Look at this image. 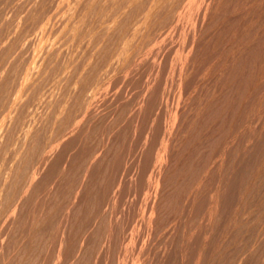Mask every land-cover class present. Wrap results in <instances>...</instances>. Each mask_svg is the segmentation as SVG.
<instances>
[{
    "label": "rangeland",
    "instance_id": "1",
    "mask_svg": "<svg viewBox=\"0 0 264 264\" xmlns=\"http://www.w3.org/2000/svg\"><path fill=\"white\" fill-rule=\"evenodd\" d=\"M263 80L264 0H0V264H264Z\"/></svg>",
    "mask_w": 264,
    "mask_h": 264
},
{
    "label": "bare ground",
    "instance_id": "2",
    "mask_svg": "<svg viewBox=\"0 0 264 264\" xmlns=\"http://www.w3.org/2000/svg\"><path fill=\"white\" fill-rule=\"evenodd\" d=\"M210 1H211V0H210ZM256 3H257V2H256ZM217 5H218V4H217ZM217 5H216V6H217ZM235 6H236V5H235ZM196 7H197V6H196ZM216 9H217V8H216ZM238 9H239V8H238ZM254 10H255V9H254ZM216 11H217V10H216ZM233 12H234V11H233ZM213 13H214V12H213ZM231 13H232V12H231ZM194 14H195V13H194ZM217 14H219V13H217ZM237 14H238V13H237ZM211 17L213 18V16H211ZM211 17H210V18H211ZM223 17H224V16H223ZM228 20H229V19H228ZM260 20H261V19H260ZM215 21H216V20H215ZM217 21H218V20H217ZM235 22H236V21H235ZM235 22H234V23H235ZM197 23H198V22H197ZM240 23H241V22H240ZM250 23H251V22H250ZM252 23H253V22H252ZM254 23H255V22H254ZM207 24H208V23H207ZM226 25H227V24H226ZM244 25H245V24H244ZM250 25H251V24H250ZM209 26H210V25H209ZM198 27H199V26H198ZM212 27H213V26H212ZM216 27H217V26H216ZM245 27H246V26H245ZM209 28H210V27H209ZM239 30H240V29H239ZM211 31H212V30H211ZM213 31H214V30H213ZM236 31H237V30H236ZM220 33H221V32H220ZM220 33H219V34H220ZM214 34H215V33H214ZM203 35H204V34H203ZM212 36H213V35H212ZM230 36H232V35H230ZM179 38H180V37H179ZM213 38H214V37H213ZM235 38H236V37H235ZM199 41H200V40H199ZM205 43H206V42H205ZM202 44H203V43H202ZM246 44H247V43H246ZM258 44H259V43H258ZM219 45H220V44H219ZM235 45H236V43H235ZM231 46H233V45H231ZM210 47H211V46H210ZM252 48H253V47H252ZM197 49H198V48H197ZM211 49H212V48H211ZM237 49H238V47H237ZM254 49H255V48H254ZM261 49H262V48H261ZM220 51H221V50H220ZM214 53H215V52H214ZM218 54H219V53H218ZM220 54H221V53H220ZM195 55H196V54H195ZM215 55H216V54H215ZM226 55H227V54H226ZM212 56H213V55H212ZM220 56H221V55H220ZM234 56H235V55H234ZM245 56H246V55H245ZM210 59H211V58H210ZM224 60H226V59H224ZM243 60H244V59H243ZM206 62H207V61H206ZM221 63H222V62H221ZM232 64H233V63H232ZM214 65H215V64H214ZM222 65H223V64H222ZM246 65H247V64H246ZM218 66H219V65H218ZM237 68H238V67H237ZM241 68H242V67H241ZM211 69H212V68H211ZM234 69H235V68H234ZM183 70H184V69H183ZM189 70H190V69H189ZM202 70H203V68H202ZM214 70H215V69H214ZM237 70H238V69H237ZM217 71H218V70H217ZM222 71H223V70H222ZM162 72H163V71H162ZM229 72H230V71H229ZM232 72H233V71H232ZM214 73H215V72H214ZM230 73H231V72H230ZM240 73H241V72H240ZM187 74H188V73H187ZM215 74H216V73H215ZM217 74H218V73H217ZM221 74H222V73H221ZM253 74H254V73H253ZM211 75H212V74H211ZM258 75H259V74H258ZM185 76H186V75H185ZM259 76H260V75H259ZM183 77H184V76H183ZM186 77H187V76H186ZM186 77H185V79H186ZM219 77H220V76H219ZM245 77H246V76H245ZM224 79H225V78H224ZM259 79H260V78H259ZM262 79H263V78H262ZM183 81H184V80H183ZM186 81H187V80H186ZM186 81H185V83H186ZM260 81H261V80H260ZM263 81H264V80H263ZM263 81H262V82H263ZM234 82H235V81H234ZM182 83H183V82H182ZM187 83H188V82H187ZM224 83H225V82H224ZM260 83H261V82H260ZM179 84H180V83H179ZM261 84H262V83H261ZM220 85H221V84H220ZM179 86H180V85H179ZM182 86H183V84H182ZM218 87H219V86H218ZM237 87H238V86H237ZM144 88H145V87H144ZM243 88H244V87H243ZM139 89H140V88H139ZM211 89H212V88H211ZM233 89H235V88H233ZM187 92H188V91H187ZM143 93H144V92H143ZM193 95H194V94H193ZM212 96H213V95H212ZM239 96H240V95H239ZM239 99H240V98H239ZM200 100H201V99H200ZM238 105H239V104H238ZM232 108H233V107H232ZM236 109H238V108H236ZM246 109H247V108H246ZM252 111H253V110H251V112H252ZM171 113H172V112H171ZM249 114H250V112H249ZM177 115H178V114H177ZM194 115H195V114H194ZM175 116H176V115H175ZM219 117H220V116H219ZM174 119H175V118H174ZM147 123H148V122H147ZM236 126H237V125H236ZM261 126H262V125H261ZM261 126H260V127H261ZM263 127H264V125H263ZM263 127H262V128H263ZM175 128H176V127H175ZM262 128H261V130H263ZM156 129H157V128H156ZM216 130H217V129H216ZM256 130H258V129H256ZM252 133H253V131H252ZM252 133H251V136H250L249 138L252 137V140H253V139H255V137L252 136ZM257 134H258V132H257L256 134L254 133L253 135H257ZM263 134H264V133H263ZM168 135H169V134H168ZM261 136H262V135H261ZM263 136H264V135H263ZM253 137H254V138H253ZM257 137H260V130H259V136H257ZM169 139H170V138H169ZM262 139H263V138H262ZM252 140L250 139L249 141L252 142ZM255 140H256V139H255ZM255 140H254V142H256L258 139H257L256 141H255ZM260 140H261V137H260ZM260 140H258L257 142H259ZM166 142H167V141H166ZM260 142H261V141H260ZM262 143H263V142H262ZM166 144H167V143H166ZM251 145H252V144H251ZM254 145H255V144H254ZM257 145H258V144H257ZM246 147H247V146H246ZM224 148H225V147H224ZM234 148H235V147H234ZM253 148H254V147H253ZM257 148H258V146H257ZM262 148H263V147H262ZM165 149H166V148H165ZM228 149H229V147H228ZM230 149H231V148H230ZM250 149H252V146H250ZM250 149H249V150H250ZM167 150H168V149H167ZM222 150H224V149H222ZM243 150H244V149H243ZM162 151H163V150H162ZM227 151H228V150H227ZM237 151H238V150H237ZM244 151H247V150H244ZM250 151H251V150H250ZM253 151H255V149H254ZM256 151H257V150H256ZM170 152H171V151H170ZM165 153H166V152H165ZM224 153H225V152H224ZM237 153H238V152H237ZM243 153H245V152H242V154H243ZM246 153H247V152H246ZM249 153H250V152H248V154H249ZM251 153H252V152H251ZM167 154H168V153H166V155H165L166 157H167ZM248 154H246V155H248ZM252 154H253V153H252ZM258 154L260 155V153H258ZM258 154H257V155H258ZM244 155H245V154H244ZM244 155H243V156H244ZM259 155H258V156H259ZM225 156H226V153H225ZM229 156H230V155H229ZM155 157H156V156H155ZM226 157H228V156H226ZM226 157H225V158H226ZM263 157H264V156H263ZM222 158H223V157H222ZM242 158H243V157H242ZM242 158H241V159H242ZM254 158L257 159V157H254ZM252 159H253V158H252ZM225 160L227 161L228 159H225ZM254 160H255V159H254ZM259 160H260V159H259ZM230 161H231V158H229V162H230ZM256 161H257V160H256ZM256 161H255V162H256ZM223 162H225V161H223ZM232 162H233V161H232ZM234 162H235V161H234ZM240 162H241V161H240ZM252 162H253V161H252ZM221 163H222V162H221ZM227 163H228V162H227ZM237 163H238V162H237ZM262 163H264V162H262ZM224 164H225V163H224ZM231 164H232V163H231ZM233 164H234V163H233ZM255 164H257V162H256ZM255 164H253V165H255ZM220 165H221V164L218 165L219 168H220ZM225 165H226V164H225ZM229 165H230V164H229ZM242 165H243V164H242ZM259 165H260V164H258V166H259ZM263 165H264V164H263ZM263 165L261 164L260 167H262ZM207 166H208V165H207ZM227 166H228V165H227ZM235 166H238V165L235 164ZM239 166H241V165L239 164ZM239 166H238V168H239ZM222 167H224V166H222ZM231 167H232V166H231ZM231 167H230V168H231ZM251 167H252V165H251ZM254 167H256V166H254ZM254 167H253V168H254ZM152 168H153V167H152ZM183 168H184V167H183ZM219 168H218V170H221V169H219ZM227 168H228V167H227ZM230 168H229V170L232 169V168H231V169H230ZM233 168H234V167H233ZM257 168H258V167H257ZM262 168H263V167H262ZM224 169H225L224 172L227 173V177H228V172H229V174H230V171L226 172V168H224ZM234 169H235V168H234ZM236 169H237V168H236ZM236 169H235V170H236ZM243 169H244V168H243ZM254 169H255V168H254ZM232 170H233V169H232ZM232 170H231V172L234 171V170H233V171H232ZM240 170H242V169H240ZM258 170H260V169H258ZM221 171H222V170H221ZM221 171H220V173H221ZM262 171H263V170H262ZM218 172H219V171H218ZM249 172H250V171H249ZM259 172H261V171H259ZM220 173H218V174H219V176H218L219 178H220ZM225 173H223V176H224ZM234 173H235V172H234ZM236 173H237V172H236ZM240 173H241V172H240ZM249 174H250V173H249ZM240 175H241V174H240ZM262 175H263V173H262ZM262 175H261V176H262ZM221 176H222V174H221ZM248 176H249V175H248ZM248 176H246V178H248ZM251 176H252V175H251ZM201 177H202V176H201ZM229 177H230V175H229ZM243 177H245V176H243ZM219 178H218V180L220 181ZM236 178H237V179H236ZM239 178L243 180V178H242L241 176H239ZM239 178H238V177H235V180H238ZM253 178H254V177H253ZM134 179H135V177H134ZM225 179H227V178H225ZM228 179L231 180V179H232V175H231V179H230V178H228ZM228 179H227V180H228ZM131 180H132V179H131ZM229 180H228V181H229ZM232 180H233V179H232ZM248 180H249V178L247 179V181H248ZM261 180H262V179H261ZM221 181H222L221 183H223V177H222ZM224 181H225V183H226V180H224ZM228 181H227V182H228ZM247 181H246V183H247ZM252 181H253V180L251 179V182H252ZM233 182H236V181H233ZM221 183H219L220 185L217 184V186L219 185L220 187H219V186H218V187L216 186V190H217V188H219V189L221 188ZM225 183L222 184L224 187H225V185H226ZM228 183H230V182H228ZM246 183H244V184L247 185ZM215 184H216V183H215ZM230 184H231V183H230ZM239 184H240V183H239ZM262 184H263V183H262ZM248 185H249L250 187H252V183H251V184L249 183ZM211 186H212V185H211ZM211 186H210V187H211ZM213 186H214V185H213ZM259 186H260V185H259ZM263 186H264V185H263ZM228 187H230V185H229ZM228 187H226V188H228ZM256 187H257V186H256ZM208 188H209V187H208ZM222 188H223V187H222ZM222 188H221V189H222ZM226 188H224V189H226ZM247 188L249 189V187H247ZM253 188H254V187H253ZM211 189H212V188H210L209 190H211ZM214 189H215V188H214ZM219 189H218V190H219ZM228 189H233V188H228ZM244 189H246V186H245ZM248 189H247V191H244V190H243V191L249 193V190H250L251 188H250L249 190H248ZM196 190H197V189H196ZM216 190H215V191H216ZM251 190H252V189H251ZM226 191H227V190H226ZM206 192H208V190H206ZM218 192H219V191H218ZM218 192L216 191L217 194H218ZM222 192L224 193L225 191L222 190ZM228 192H230V191H228ZM231 192H232V191H231ZM209 193H210V192H209ZM213 193H215V192L213 191ZM216 193H215V196H214V194H211V196L213 195V196H212V197H213L212 199H214V197H215L217 200H219V196L222 197V199H223L224 195L221 196V194H220V195L218 194V195H219V196H218V195H216ZM219 193H220V192H219ZM223 193H222V194H223ZM241 193H242V192H241ZM250 193H251V191H250ZM260 193H261V192H260ZM193 194H194V192H193ZM227 194H228V193H227ZM234 194H235V193H234ZM207 195H208V194H207ZM240 195H242V196H243V195H244V196H247V193H246V194H243V193H242V194H240ZM253 195H254V194H253ZM257 195H258V193H257ZM209 196H210V194H209ZM217 196H218V197H217ZM228 196H229V195H228ZM158 197H159V196H158ZM207 198H208V197H207ZM242 198H243V197H242ZM246 198L248 199L249 197H246ZM212 199L210 200V202L213 203ZM195 200H196V199H195ZM217 200H216V201H217ZM240 200H242V199H240ZM214 201H215V200H214ZM219 201H221V200H219ZM219 201H218V202H219ZM222 202H224V199H223ZM248 202H249V201H248ZM245 203L247 204V202H245ZM245 203H244V204H245ZM219 204H220V202H219ZM219 204H218V205H219ZM249 204H250V202H249ZM211 205L213 206L214 203L211 204ZM211 205L209 204V205L207 206V208L209 207V208H208V209H209V213H211V212L214 213V212L217 210V209H216L217 207H216V208H213V209H216L215 211H213V210L211 209L212 211L210 212V206H211ZM216 205H217V202H215V206H216ZM212 206H211V208H212ZM215 206H214V207H215ZM257 208H258V207H257ZM218 209H221L220 205H219ZM240 209H241V208H240ZM237 210H238V209H237ZM253 211H254V210H253ZM217 212H218V211H216V213H215L216 215L218 214ZM219 212H220V210H219ZM243 212H244V211H243ZM205 213H206V212H205ZM207 213H208V212H207ZM189 214H190V213H189ZM211 214H212V213H211ZM225 214H226V213H225ZM207 215H208V214H207ZM216 215H215V216H214V214H213L212 216L209 215V219H210V217L213 218V220H214V217H215V219H216ZM218 215H219V214H218ZM218 215H217V216H218ZM221 215H222V214H221ZM249 215H250V213H249ZM213 216H214V217H213ZM247 216H248V215H247ZM250 216H251V215H250ZM250 216L247 217V218H250ZM256 216H257V215H256ZM224 217H225V216H224ZM203 219H204V218H203ZM207 219H208V217H207ZM207 219H206V217H205V220H207ZM209 219H208V221H209V222L211 223V225H212V221H213V220H212V219L209 220ZM250 219H251V218H250ZM250 219H249V220H250ZM195 220H196V219H195ZM217 220H218V219H217ZM219 220H220V219H219ZM226 220H227V219H226ZM234 220H235V219H234ZM259 220H260V218H259ZM208 221H207V223L210 225V223H209ZM207 223H206V221H205L204 224L207 225ZM226 223H227V222H226ZM213 224H214V223H213ZM215 224H216V223H215ZM215 224H214V225H215ZM211 225H210V226H211ZM222 225H223V224H222ZM249 225H250V224H249ZM137 226H138V225H137ZM210 226H209V227H210ZM205 227H206V226H205ZM214 227H215V226H214ZM219 227H220V226H219ZM238 227H239V226H238ZM207 228H208V227H207ZM210 228L213 229V227H210ZM208 229H209V228H208ZM208 229L206 230V228H205L204 230H206L207 232L209 231L210 233L213 234V232H211V229H210V230H208ZM254 229H255V228H254ZM215 230H216V229H215ZM213 231H214V230H213ZM219 231H222V230L219 229ZM236 232H237V231H236ZM216 233H217V231H216ZM219 233H220V232H219ZM227 233H228V232H227ZM234 233H235V232H234ZM259 234H260V233H259ZM206 235H207V234H206ZM206 235L203 236V237H204V240H205L206 238H208V236L206 237ZM225 235H226V234H225ZM236 235H237V234H236ZM257 235H258V234H257ZM213 236H214V235H213ZM252 236H253V235H252ZM220 237H221V235H220ZM260 237H261V236H260ZM111 238H112V237H111ZM226 238H227V237H226ZM211 239H212V238H211ZM257 239H258V238H257ZM213 240H214V239H213ZM205 241H206V240H205ZM205 241H203V243H204ZM214 241H215V240H214ZM236 241H237V239H236ZM250 241H251V240H250ZM207 242H208V241H207ZM223 242H224V241H223ZM203 243H202V244H203ZM205 243H206V242H205ZM205 243L203 244V247H202V244H201V248H202V249H203V248L205 249L206 246H207V247H208V246H211V245L209 244V245H206V246L204 247ZM208 243H210V241H209ZM212 244H213V243H212ZM222 244H223V243H222ZM213 245H215V244H213ZM243 245H244V244H243ZM229 246H230V245H229ZM250 246H252V245H250ZM214 247H215V246H214ZM216 247H218V246L216 245ZM235 247H236V246H235ZM261 247H262V246H261ZM263 247H264V246H263ZM210 248H211V251H212V250H213L212 247H210ZM204 249H203V250H204ZM208 249H209V248H208ZM208 249L206 248V252H207V253L204 251V252L207 254V256H205V259H207L206 257H209V256H208V252H209V251H207ZM216 249H217V248H215V251H216ZM203 250H202V252H203ZM125 251H126V250H125ZM198 251H199V250H198ZM211 251H210V252H211ZM213 251H214V250H213ZM237 251H238V250H237ZM246 251H247V250H246ZM259 251H260V250H259ZM202 252H201V250L199 251L200 255H203V254H201ZM216 252H217V251H216ZM216 252H215V254H216ZM248 252H250V251H248ZM248 252H247V253H248ZM251 252H252V251H251ZM253 252H254V250H253ZM199 253H198V254H199ZM247 253H246V255H249V254H250V253H249V254H247ZM138 254H139V253H138ZM206 254H205V255H206ZM212 254H213V253L211 252V254H210L211 257H212ZM215 254H214V255H215ZM252 254H253V253H251V255H252ZM244 255H245V254H244ZM246 255H245V256H246ZM257 255H258V254H257ZM198 256H199V255H198ZM199 257H200V256H199ZM203 257H204V256H203ZM241 257H242V256H241ZM258 257H259V256H258ZM263 257H264V256H263ZM235 258H236V257H235ZM256 258H257V257H256ZM261 258H262V257H261ZM197 259H198V257H197ZM197 259H196V260H197ZM118 260H119V259H118ZM224 260H225V259H224ZM232 260H233V258H232ZM236 260H237V259H236ZM243 260H244V259H243ZM262 260H264V258H263ZM237 261H238V260H237ZM241 261H242V260H241ZM247 261H248V260H247ZM249 261H250V260H249ZM258 261H259V260H258ZM225 262H226V261H225ZM238 262H240V261H238ZM196 263H197V262H196ZM202 263H203V262H202ZM211 263H212V262H211ZM241 263H242V262H240V264H241ZM244 263H246V262H244ZM260 263H262V262H259L258 264H260ZM130 264H131V263H130ZM167 264H168V263H167ZM237 264H239V263H237Z\"/></svg>",
    "mask_w": 264,
    "mask_h": 264
}]
</instances>
